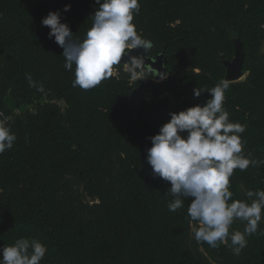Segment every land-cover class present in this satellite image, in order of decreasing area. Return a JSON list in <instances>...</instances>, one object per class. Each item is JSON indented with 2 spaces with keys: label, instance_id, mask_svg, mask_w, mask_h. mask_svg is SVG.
<instances>
[{
  "label": "trees",
  "instance_id": "obj_1",
  "mask_svg": "<svg viewBox=\"0 0 264 264\" xmlns=\"http://www.w3.org/2000/svg\"><path fill=\"white\" fill-rule=\"evenodd\" d=\"M138 3L133 23L154 45L149 57L164 53L167 78L149 71L153 77L133 82L121 69L82 90L41 22L59 10L81 39L94 0H0V120L17 137L0 155V247L38 240L47 248L41 264H264V235L248 237L239 256L226 244H198L191 198L170 212L171 185L146 161L148 138L169 113L203 106L210 94L194 99L193 89L225 80L234 38L245 45V77L228 83L223 107L230 122L246 126L244 154L264 160V0ZM257 189L264 165L234 171L233 200ZM243 229L237 221L230 231Z\"/></svg>",
  "mask_w": 264,
  "mask_h": 264
},
{
  "label": "clouds",
  "instance_id": "obj_2",
  "mask_svg": "<svg viewBox=\"0 0 264 264\" xmlns=\"http://www.w3.org/2000/svg\"><path fill=\"white\" fill-rule=\"evenodd\" d=\"M94 4L98 7L89 17L91 27L81 39H74L69 25L61 22L59 10L49 12L41 22L50 29L48 38H54L63 49L64 68L74 69L72 86L93 89L121 69L133 82L153 77L149 68L161 81L166 79V73L157 72L145 62L154 45L137 32L133 23L134 14L140 12L138 0H94ZM70 10V4L63 8L65 13ZM137 49H143L144 54L132 55ZM122 57L126 58L123 64ZM228 87V82L221 80L211 89L194 88V99L204 92L211 99L203 106L169 113V122L148 138L152 146L146 150V161L154 176L171 185L170 212L191 198L187 207L189 223L199 225L192 229L194 240L213 249L226 244L233 255L239 256L248 246V237L264 235L259 227L264 219V190H247V200H233L230 178L235 170L258 168L264 160L244 154L241 134L246 126L230 122L223 107ZM6 119L0 120V155L11 150L17 139ZM237 221L244 224L243 231H230ZM46 253V246L38 240L20 238L11 246L0 247V264H41Z\"/></svg>",
  "mask_w": 264,
  "mask_h": 264
},
{
  "label": "water",
  "instance_id": "obj_3",
  "mask_svg": "<svg viewBox=\"0 0 264 264\" xmlns=\"http://www.w3.org/2000/svg\"><path fill=\"white\" fill-rule=\"evenodd\" d=\"M234 49H235V57L232 61H223V65L226 68V78L225 81L228 83L239 82L244 79L245 75L243 72V67L245 64L246 53H245V45L239 38L233 39ZM143 49L133 50L132 55H143ZM149 60H146V64L151 65L157 72L166 73V78L168 76V69L164 64V53L160 54L157 58L147 57ZM125 57H122L121 64L125 61ZM149 71L154 72L151 68ZM156 81L160 82L159 76H156Z\"/></svg>",
  "mask_w": 264,
  "mask_h": 264
},
{
  "label": "rangeland",
  "instance_id": "obj_4",
  "mask_svg": "<svg viewBox=\"0 0 264 264\" xmlns=\"http://www.w3.org/2000/svg\"><path fill=\"white\" fill-rule=\"evenodd\" d=\"M61 107L63 108V110L65 109V104L64 103H60Z\"/></svg>",
  "mask_w": 264,
  "mask_h": 264
}]
</instances>
